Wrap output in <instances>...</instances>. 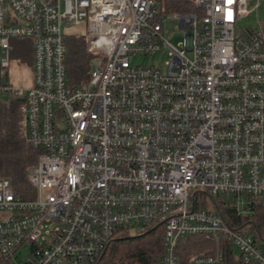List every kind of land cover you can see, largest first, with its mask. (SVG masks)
I'll use <instances>...</instances> for the list:
<instances>
[{
  "label": "built area",
  "instance_id": "1",
  "mask_svg": "<svg viewBox=\"0 0 264 264\" xmlns=\"http://www.w3.org/2000/svg\"><path fill=\"white\" fill-rule=\"evenodd\" d=\"M193 1L170 12L158 0H0V97L21 98L23 136L40 152L30 196L0 178V264H98L115 235L153 224L160 264H182L176 246L191 235L264 264L252 235L196 203L200 191L230 196L240 214L264 202L263 0ZM250 13L256 25L240 27ZM79 21L95 57L72 86L62 26ZM161 48L164 70L130 62ZM21 51L22 84L10 75Z\"/></svg>",
  "mask_w": 264,
  "mask_h": 264
},
{
  "label": "trees",
  "instance_id": "2",
  "mask_svg": "<svg viewBox=\"0 0 264 264\" xmlns=\"http://www.w3.org/2000/svg\"><path fill=\"white\" fill-rule=\"evenodd\" d=\"M165 11H194L193 0H158ZM65 67L69 84L78 86L88 80L95 54L88 51L85 36L69 37L66 41ZM22 61L31 64L26 51L18 53ZM21 98L0 97V178H7L15 194L30 196L28 170L40 153L30 144L21 130L19 107ZM209 199V200H208ZM197 206L217 212L233 230L248 232L264 248V202L255 199L246 213H237L232 198L227 195H211L205 191L197 193ZM163 238L160 225L136 231L134 234L121 232L107 245L98 264H160L163 254ZM193 254L190 255V251ZM223 252V259L217 264H252L244 262L228 241L222 237L191 235L177 243L176 251L182 264H188L195 255Z\"/></svg>",
  "mask_w": 264,
  "mask_h": 264
},
{
  "label": "rangeland",
  "instance_id": "3",
  "mask_svg": "<svg viewBox=\"0 0 264 264\" xmlns=\"http://www.w3.org/2000/svg\"><path fill=\"white\" fill-rule=\"evenodd\" d=\"M258 16L262 19L264 17V0L260 2V6L258 9ZM256 17L255 13H250L240 19L238 25L240 27H247V26H254L256 25ZM62 32L66 37H73V36H84L87 33V25L85 21H79L69 24H64L62 26ZM179 40V37H175L172 42L176 43ZM167 59V51L164 48H161L156 54L154 55H139V56H132L130 57V62L132 64H142L148 65L152 64L158 67L161 70H164V61ZM29 65L26 66L24 64H17L16 62L11 63L10 65V75L12 80L15 83H27L29 80L30 69ZM209 200V199H208ZM127 234H134V229H129L126 231ZM236 254L237 252L234 251ZM192 255L194 252L193 250L189 252Z\"/></svg>",
  "mask_w": 264,
  "mask_h": 264
},
{
  "label": "snow or ice",
  "instance_id": "4",
  "mask_svg": "<svg viewBox=\"0 0 264 264\" xmlns=\"http://www.w3.org/2000/svg\"><path fill=\"white\" fill-rule=\"evenodd\" d=\"M228 3H231V0H227ZM229 17H230V13H229Z\"/></svg>",
  "mask_w": 264,
  "mask_h": 264
},
{
  "label": "water",
  "instance_id": "5",
  "mask_svg": "<svg viewBox=\"0 0 264 264\" xmlns=\"http://www.w3.org/2000/svg\"><path fill=\"white\" fill-rule=\"evenodd\" d=\"M67 39V38H66ZM104 255V253L102 254V256ZM102 256H101V258H102Z\"/></svg>",
  "mask_w": 264,
  "mask_h": 264
}]
</instances>
